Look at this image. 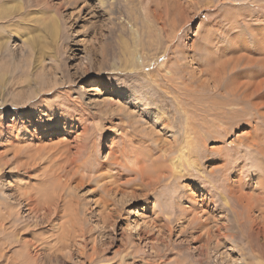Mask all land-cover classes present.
<instances>
[{"label": "rangeland", "instance_id": "rangeland-1", "mask_svg": "<svg viewBox=\"0 0 264 264\" xmlns=\"http://www.w3.org/2000/svg\"><path fill=\"white\" fill-rule=\"evenodd\" d=\"M130 1L128 5L126 0H0V215L19 210L14 220L21 231L13 238L33 243V255L38 249L49 264L263 263L253 261L251 244L256 237L251 236V222L237 204L238 196L245 195L247 199L240 196L244 205L256 203L252 218L261 220L264 151L259 147L264 150V108L259 115L251 102L229 107L239 112L235 120L241 122L231 125L221 120L224 115L214 105L224 99L218 87L227 98L237 81L254 83L253 88L263 86L253 101L264 97V0H182L180 9L171 0ZM53 21L59 25L57 34L51 30ZM162 25L167 28L161 38L164 42L157 41ZM124 40L127 58L120 52ZM130 47L139 50L138 71L126 66L135 57ZM16 67L14 75L10 71ZM4 72L13 77L6 74L7 80ZM182 106H186V115ZM96 113L105 115L88 119ZM190 115L206 140L204 144L197 132L193 134L195 169L181 165L177 172L168 165V172L176 176L164 177L160 186H144V190L139 186L137 193L131 188L125 195L112 193L107 213L97 212L102 190L96 179L80 185L83 188L74 182L72 202L62 203L58 216L43 211L31 214L24 198L15 197L19 187L41 189L36 181L47 180L51 168H59L62 162L44 163L40 152L54 153L62 148L56 146L59 142L74 147L83 121V141L91 144L94 135L98 136L90 166L94 167L109 159V146L116 135V147L127 145L130 155L134 147L144 146L142 139L151 131L158 132L163 142L174 134L183 141ZM164 120L174 123V130L162 125ZM127 130L134 132L138 144L133 149L120 137ZM28 146L35 147L31 158L24 155ZM32 156L38 159L34 162ZM162 158L156 154L141 166L151 169L155 177L163 173L157 169ZM29 161L36 166L26 171L23 166ZM231 191L235 196L228 197L227 206L221 195L229 196ZM188 192L195 195L199 216L209 213L212 235L218 225L228 229L222 233L230 237L221 238L215 252L212 244L205 245L200 223L190 225L191 213L186 212L185 218L178 213ZM77 203L89 208L86 216L82 212L75 223L70 213L61 219ZM109 212L113 218L104 222ZM200 234L202 242H198ZM20 249L10 248L2 256L0 248V264L8 259L18 264L14 260Z\"/></svg>", "mask_w": 264, "mask_h": 264}, {"label": "bare ground", "instance_id": "bare-ground-1", "mask_svg": "<svg viewBox=\"0 0 264 264\" xmlns=\"http://www.w3.org/2000/svg\"><path fill=\"white\" fill-rule=\"evenodd\" d=\"M183 1L182 0H171V2H174L173 3L174 6L178 5L177 8H179V9H180V3H183ZM130 3H133V1L131 2L130 0H126V4L129 5ZM161 19H162V17L157 19V21L161 20ZM51 30H52V32L55 31L56 34L58 33L59 25L56 21H53L51 23ZM166 31H167V28L165 27V25H162L159 29V34H158L159 38L157 39V41H159V39L161 40L162 34H165ZM173 39H175V38H173ZM161 41L164 42V40H161ZM129 51L134 53L135 57L131 58L129 60V62L127 60L126 66H128V69L130 71H134V70L138 71V69H136L137 63H138L136 58H137V56H139V50L136 49V47H130ZM120 52H121V55H123L124 57L127 58V53H128L127 41L124 40L121 42ZM138 61L140 64L144 63V61L141 59H139ZM262 62L264 63V60ZM259 64H255V65H259ZM18 67H16V69L14 68V70L12 69V71H10V72L11 73L13 72V74H14L15 71L18 70ZM208 67L210 69V66H208ZM166 69H167V67H166ZM204 71H205V69L202 68L201 72H204ZM165 73H167V72H165ZM6 74L8 76L9 73H5V76H6ZM13 74H12V76L10 75V78L13 77ZM7 76L5 77L6 79L8 78ZM172 76L173 75H171V77ZM11 80H13V79H11ZM10 82H8V83H10ZM13 85H14V83H13ZM253 85H254V83H253ZM252 86L250 84L244 83L243 81L242 82L237 81L233 86L234 88L232 87V89L229 91L230 97H227V98L224 96V94H222L220 92V87H218L219 88L218 94L220 97H224V99L221 100L217 105H214V106H216V108L220 111L221 116L224 115V117L221 118V120H226V122H228L229 124L234 125V123H235L234 121H237V120H235L236 117H237V119L239 117V116H237V114H239V112L238 111L232 112V110H228V108L229 107H231V108L238 107L240 105L245 104V102H249V103L251 102L250 107L252 108V110L259 112V115H263L261 113V110L264 108V101H262V100H264V97L262 100H258V101L256 100L257 102L253 101L254 97H256L258 95V93L261 90L260 88H263V86L256 87L257 86L256 85L255 88H253ZM191 94H193V93L191 92ZM186 97H188V96H186ZM225 98H226V100H225ZM237 99L240 101H237ZM192 100H194V99L192 98ZM195 103H197V102H195ZM182 107H183L182 111L186 115L187 114L186 106H182ZM208 109H210V108H208ZM241 109H240V111H241ZM207 110H205V111H207ZM207 113H209V110L207 111ZM213 114L217 115V112H215V110H214ZM99 115H100V117H104L105 114H99ZM99 115L97 113L96 114H89L88 119L97 118V117H99ZM192 115H194V114H192ZM218 115H219V113H218ZM187 116H189V115H187ZM244 116H245V113H244ZM190 118L192 119L193 117H191V115H190V117H188L186 120L187 126H185L186 128H184V135H183L184 140L183 141H180L179 140L180 138H178V136L174 134L173 139H171V140L166 139L163 142L162 136L158 132H156V134H154V132L151 131V133H148L142 139V141L144 142V144H143L144 146L135 148L134 146H136L135 144H137V143L134 142V138H133L134 132H131L128 130L122 131L120 137H122V138L124 137L126 139L128 146L131 147V149H133V147H134L132 154L130 155L129 150H126L125 146H127V145H125V144H124L125 146L124 147L122 146L121 149H118L116 147V142H117V139L119 138V136L116 135L113 137L111 145L109 146V149H110L109 150L110 151L109 152V159L105 162H102V163L97 162L98 163L97 166H94V167L92 166L93 168L90 166H91V164H93L94 153L97 151L96 149L99 146V144L97 143L98 136L94 135V137L91 140V144L89 143L90 141L88 142L89 144L85 143V141H83V140L86 137L85 136L86 135V127H84L86 125H84V121H83V124L81 125V128H82L81 133L79 134V136L77 138L76 144L74 143L76 146L74 145V147H72L69 143L59 142V143H57L56 146H58V144H59L58 147H62V148H60L58 150L53 149L54 153L52 151H51L52 153L51 152H45V153L40 152L38 157H40V159H42V162L44 161V163L47 161H51V160L53 161V160H57V159L61 160V162H62L61 166L59 164H57V166L58 165L60 166L59 168H53V169L51 168V170L47 173V176H48L47 180L45 179V180L36 181L37 185L41 186V189L36 188V186L33 187L30 185L29 186L30 190L27 191V190H24L23 188L19 187L20 189L18 188L17 194L15 197L21 196L24 198V202L26 203V207L28 208V210L30 211L31 214L38 215L41 211H43L44 213H48V216L49 215L58 216V214L60 213V208H61L62 203L64 206L67 202L69 204H71V202H72L71 195H72V186H73L74 182H76V184L79 185V187H81L80 185H84L87 182H92L94 179H96V181L98 182L99 188L102 190L101 194H100V199H98V201H100V204L97 208V212L98 211L102 212V210H104L107 213V211H109V208L111 207V199H109V197H111L112 193H119V194L125 195L129 191V188L133 189V191L137 193L138 192L137 187H139V186L143 187V190H144V188H145L144 186L150 187V186H153L154 184L159 185L164 177L168 178L169 175H170V177L176 176V175H174L173 171L168 172V170H167L168 165H171V167H172L171 169L176 168V170H178L177 172L181 171V170L179 171V169L182 168L181 165H183V166L187 165L188 167L195 169L196 165H195L194 159H193V157H191V155H192V148L194 149V140H195V138L193 137V134L195 132H197V130L193 126L194 122H192ZM262 118H264V115ZM254 120H256V119L254 118ZM173 124L174 123L170 122L169 120H164V122H162V125L166 126V128L168 130H174ZM205 127L206 126L204 125V128ZM197 135L201 136L203 143L205 144L206 140L203 138V136L198 132H197ZM252 141H254V140H252ZM250 143H251V141H250ZM254 144H255V142H254ZM257 146L259 147L258 144H257ZM258 147H257V149H258ZM204 148H206V146H204ZM263 148H264V142H263ZM21 149H23V148H21ZM36 149L38 150L37 152H39V148L37 147ZM24 150H26V152H24V155L28 158H31V152L33 150H35V147L28 146V147L24 148ZM44 151H45V149H44ZM259 151H262V153H263L264 150H260V147H259ZM20 154H22V153L20 152ZM20 154H19V156H20ZM156 154H159L160 157H163L162 160L159 162L160 166L158 165V168H157L158 170H162L163 173L157 174V175L155 174L156 176L153 177L151 175L152 172H150L151 169H149L147 167L148 168L147 169L148 171H147L141 165L147 161L146 159H148L150 161L151 160L150 158L154 157ZM57 155H59V156L57 157ZM175 155H177V156H175ZM32 157L34 158L33 159L34 162L38 159L37 156H32ZM14 158H16V157H14ZM43 158H46V161L43 160ZM144 160H146V161H144ZM185 161H186V164H185ZM33 164L29 161V162H27V164H25L23 166V169L26 171H30V170H32V169H30L31 166H36L35 164L34 165ZM145 164L147 165V163H145ZM197 165H198V163H197ZM85 167H87V168H85ZM41 169L43 170V168H41ZM44 172H46V170H44ZM182 173H183V171H182ZM176 174H178V173H176ZM39 176H40V174H39ZM179 177H181V176H179ZM50 178L52 179V181L49 180ZM30 179H32V178H30ZM176 179H177V177H176ZM158 182H160V183H158ZM33 184H36V183H33ZM94 184H95V182H94ZM262 184H264V183H262ZM231 187L232 186H230V188ZM81 188H83V187H81ZM75 189L77 190V188H75ZM140 191H141V189H140ZM98 192H96V193H98ZM232 193L233 192L231 191L229 196L221 195L223 202L225 204H227V206L229 205L228 197L233 198V196H235V194L231 195ZM93 195H94V193H93ZM261 195L262 194H258V196H259L258 198H262L263 196H261ZM263 195H264V193H263ZM194 196L195 195L190 194V192H188L186 194L184 193V196H183L184 202H182L181 207H179L178 211H180V212H178V213H179L180 217H182V218H185L186 214L188 212L191 213L192 223L190 222V225L193 227L196 222L200 223L199 224L200 228L202 230H204L203 234H204V238L206 241V243L204 242L205 245L207 244V246H208L209 244H212V246H213L212 250L215 252L218 250L219 245L221 244V238L227 239L228 237H230L227 233H224V232L222 233V231L227 232L228 229H227V227H225V225H220V226L218 225L217 229H216V233L214 231V233H215L214 235H215L216 239H213L214 235L211 234L210 228H209L210 224H211L209 216H208L209 213L204 212L203 215L201 214V216H199L200 211L196 208L198 206H197V201L194 199L195 198ZM240 196L244 197L245 195L243 196L242 194H240L238 196L239 197V200H238L239 204H237V205H240V207L243 209V213L245 212L247 219H249V221L251 222V226H252L251 230H253V231H250L251 236H253L254 238L256 237L255 244L254 243H253L254 245L251 244L252 245L251 251H252L253 259H254L253 261H256L257 259H259L260 261L263 262L260 264H264V204H262L263 207L262 208L260 207V209H259V211L261 212L260 215L262 217L260 220L261 222L260 221L256 222L259 219H256V217L252 218V215H253L252 213H254L253 210L254 211L256 210V209H254L253 204L256 205V203L248 202L246 205H244V201L242 198H240ZM212 197L213 196L211 195L210 199L213 202H211V201L210 202L214 205L216 202L214 199H212ZM238 197H237V199H238ZM251 197H253V196H251ZM112 198H113V196H112ZM246 199H247V197H246ZM249 199H251V198L249 197ZM255 199H253V200L255 201ZM244 200H245V198H244ZM205 201H207V200H205ZM262 201H264V198L262 199ZM205 204H207V202ZM186 205H189V207L187 208ZM113 206H115V205H113ZM70 207H71L70 209L73 210V212H63L60 216L62 219L63 217H65L66 214L70 213V215H71L70 220H72L74 223L77 222V220H80V217H81L80 215L82 212H84V216H86V211L89 210V208H87V207L81 208L80 203H77L76 206H70ZM255 208H256V206H255ZM0 211H1V207H0ZM205 211H206V209H205ZM0 213H2V212H0ZM19 213H20L19 210H15V208H14V209L7 211V212L0 215V235L2 234L4 236V237L2 236L3 237L2 238V245L0 244L2 256H3V253L5 251H7L8 249L15 248V247L19 246L22 248V250L20 249V251L18 252L17 258L14 260V263H16V261H17L18 264H49L46 257H44L42 255V253L39 252L38 249L35 250L36 253L34 252L35 255H33V253H32L33 243H31L30 241H29L30 243L27 241H24V243H23L20 240V238H13L19 231H21L20 227L17 225L16 221L14 220L15 216L18 215ZM87 215H88V213H87ZM82 218L84 221L83 216H82ZM111 218H113V217H112L110 212L108 214H104V216H103L104 222L107 220H110ZM255 219H256V221H255ZM78 222L82 223L81 221H78ZM254 225H256L257 227ZM75 227H77V226L75 225ZM82 227L84 228L85 225ZM85 232H86V230H85ZM81 234H82V232H81ZM198 237H199L198 242H200L201 237H202L201 234ZM249 243H251V241ZM211 247H210V249H211ZM203 248L208 249L205 246ZM6 264H13V262H11L8 259V260H6ZM249 264H252V263L250 262ZM253 264H255V263L253 262Z\"/></svg>", "mask_w": 264, "mask_h": 264}]
</instances>
